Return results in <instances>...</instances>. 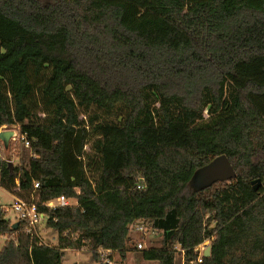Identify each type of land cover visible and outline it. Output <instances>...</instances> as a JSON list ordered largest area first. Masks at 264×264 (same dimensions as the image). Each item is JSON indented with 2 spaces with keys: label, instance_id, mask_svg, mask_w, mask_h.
Listing matches in <instances>:
<instances>
[{
  "label": "trees",
  "instance_id": "trees-1",
  "mask_svg": "<svg viewBox=\"0 0 264 264\" xmlns=\"http://www.w3.org/2000/svg\"><path fill=\"white\" fill-rule=\"evenodd\" d=\"M3 126L31 145L0 140V185L38 203L58 243L0 205V264L125 257L138 224L162 233L143 251L158 264H264V0H0ZM222 154L237 177L193 188ZM61 195L78 204L43 205Z\"/></svg>",
  "mask_w": 264,
  "mask_h": 264
},
{
  "label": "rangeland",
  "instance_id": "rangeland-1",
  "mask_svg": "<svg viewBox=\"0 0 264 264\" xmlns=\"http://www.w3.org/2000/svg\"><path fill=\"white\" fill-rule=\"evenodd\" d=\"M44 2H52L53 0H43ZM8 128V129H14ZM1 131V128H0ZM13 141L11 140L10 146ZM9 146V147H10ZM14 146V145H13ZM45 146L49 150L48 158L50 161L58 163L60 160V133L54 129H47L45 133ZM17 148L13 147L8 153L12 158V161L17 164ZM74 203L75 201H71ZM15 203V195L3 188L0 185V205H2L7 211V217L13 221H18L17 213L15 212L13 205ZM41 228V241L49 245H57L58 233L51 227L48 226L46 219L43 220L40 225ZM6 237L0 238V250L5 244ZM162 240V233L154 231L152 229L145 230V234L142 232L134 231L132 233L131 247L127 250L126 256H122L119 251H112L111 253H101L102 257L97 261L94 257L93 252L90 249H66L63 264H158L155 260H146L143 257V251L150 248L151 246H160ZM144 243V249H138L137 243ZM109 257L112 261L107 263L105 260ZM176 264H185L184 254L177 255Z\"/></svg>",
  "mask_w": 264,
  "mask_h": 264
},
{
  "label": "built area",
  "instance_id": "built-area-1",
  "mask_svg": "<svg viewBox=\"0 0 264 264\" xmlns=\"http://www.w3.org/2000/svg\"><path fill=\"white\" fill-rule=\"evenodd\" d=\"M8 129L7 126H3L1 127V131ZM14 135L12 137V141L13 142H18V141H22L26 146H30L31 142L30 140H28V138H26L25 135L20 134L19 132V127L15 126L14 129ZM2 147L0 146V160L2 159ZM17 183H19V180H17ZM145 181L142 182V184L139 185V188L143 187L145 185ZM40 184L39 182L35 183V187H39ZM264 195V192H263ZM75 201L74 203H72L71 201ZM78 204V200L76 198H69L66 197L65 195H61L57 198H54L46 203H44L43 205L49 207V208H57V207H62V206H69V205H76ZM13 208L15 210V212L17 213V217L18 220H27L28 221V226H27V230L26 232L33 234L36 229L38 227H40V225L42 224L43 220L45 219V213L39 210V205L38 203L34 202V201H28L25 200L23 198H20L18 196H15V203L13 205ZM136 231L138 232H142L143 234H145V230L146 227L143 224H138L136 226ZM210 242H206L205 244L199 246L196 248V252L199 253V258H198V262H202L203 261V256H204V252L206 250V246L210 245ZM144 243L142 242H138L137 243V248L138 249H144ZM101 253H111V250H107V249H100ZM106 262L111 263L112 261L110 260L109 257L105 258Z\"/></svg>",
  "mask_w": 264,
  "mask_h": 264
},
{
  "label": "water",
  "instance_id": "water-1",
  "mask_svg": "<svg viewBox=\"0 0 264 264\" xmlns=\"http://www.w3.org/2000/svg\"><path fill=\"white\" fill-rule=\"evenodd\" d=\"M14 135V130L5 129L0 131V140L4 143L5 148H9L11 139ZM1 166V160H0ZM237 177V172L232 164L231 160L226 154L219 155L214 158L210 163L198 169L192 178V187L195 189H204L210 187L219 181H230ZM259 182L254 186L255 190H258L262 184L261 179L255 180L253 183ZM17 224L14 225V228ZM211 255V246H207L204 256ZM78 264V263H75Z\"/></svg>",
  "mask_w": 264,
  "mask_h": 264
},
{
  "label": "crops",
  "instance_id": "crops-1",
  "mask_svg": "<svg viewBox=\"0 0 264 264\" xmlns=\"http://www.w3.org/2000/svg\"><path fill=\"white\" fill-rule=\"evenodd\" d=\"M207 246H209V245H207ZM207 246H206V247H207Z\"/></svg>",
  "mask_w": 264,
  "mask_h": 264
}]
</instances>
